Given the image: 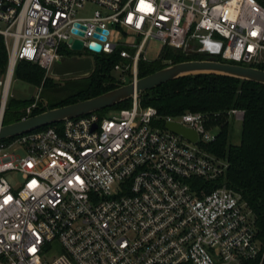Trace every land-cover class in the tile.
<instances>
[{
	"label": "built area",
	"instance_id": "built-area-1",
	"mask_svg": "<svg viewBox=\"0 0 264 264\" xmlns=\"http://www.w3.org/2000/svg\"><path fill=\"white\" fill-rule=\"evenodd\" d=\"M74 39L118 56L116 86L136 81L155 39V59L173 48L256 67L264 62V0H0L12 72L21 59L48 73ZM130 98L109 115L67 117L0 139V264H261L253 211L221 181L226 160L198 144L206 115L161 119L137 94ZM165 121L194 130L197 141ZM55 243L59 253L47 257Z\"/></svg>",
	"mask_w": 264,
	"mask_h": 264
},
{
	"label": "trees",
	"instance_id": "trees-1",
	"mask_svg": "<svg viewBox=\"0 0 264 264\" xmlns=\"http://www.w3.org/2000/svg\"><path fill=\"white\" fill-rule=\"evenodd\" d=\"M67 52L71 50L64 49ZM205 54L182 53L177 49L165 48L159 58L151 61L140 60L137 78L163 66L161 60L169 63L201 60ZM115 53H95L94 69L88 82L69 88L71 91L64 98L49 103L46 107L34 108L30 116L46 108L63 106L82 99L94 97L115 87L112 68L118 61ZM218 59V57L216 58ZM7 53L0 40V74L5 70ZM264 69V62L256 65ZM13 74L31 84L49 87L50 77H43L44 70L25 60H17ZM140 105H150L157 110L161 119L179 115L185 111H194L206 115L205 129L217 127V132L207 141L198 142L199 146L227 162L224 175L221 177L227 186L237 190L255 215L256 228L264 241V83L243 80L223 74L196 73L179 76L171 81L157 85L153 89L137 93ZM131 98H126L111 107L126 108ZM26 101H8L3 108L1 124L19 120L24 116L20 110ZM242 109L240 120V141L232 144L227 138V111ZM44 127V126H42ZM38 127V128H42ZM35 128V129H38ZM253 260L247 264H257ZM261 264H264V257Z\"/></svg>",
	"mask_w": 264,
	"mask_h": 264
},
{
	"label": "water",
	"instance_id": "water-1",
	"mask_svg": "<svg viewBox=\"0 0 264 264\" xmlns=\"http://www.w3.org/2000/svg\"><path fill=\"white\" fill-rule=\"evenodd\" d=\"M78 26V24L76 25ZM74 32L77 33L76 30ZM80 33V32H79ZM95 35V34H94ZM96 36V35H95ZM101 38V36H98ZM71 49L78 51L82 47L81 40H71ZM87 48L93 52L100 51V44L90 43ZM223 74L230 77H237L243 80H251L260 84L264 83V69L254 66H244L235 63H227L215 60L212 57L201 60L189 59L186 61L174 62L167 66L156 69L151 73L140 76L136 81H130L111 88L108 91L96 94L94 97L82 99L77 102L67 103L63 106L46 108L34 115L22 117L17 121L0 124V139L18 136L21 133L35 130V128L48 126L59 122L67 117H77L82 114L95 112L96 110L108 108L112 105L126 100L142 90L153 89L157 85L171 81L179 76L196 73ZM164 128L170 132L190 140L197 141V135L194 130L175 121H165Z\"/></svg>",
	"mask_w": 264,
	"mask_h": 264
},
{
	"label": "rangeland",
	"instance_id": "rangeland-1",
	"mask_svg": "<svg viewBox=\"0 0 264 264\" xmlns=\"http://www.w3.org/2000/svg\"><path fill=\"white\" fill-rule=\"evenodd\" d=\"M159 45L160 43L156 39L148 40V42L146 43L144 47V54L149 61L155 59L159 50ZM194 48L198 47L195 46ZM95 53L99 52H91L85 48H81L78 51L71 50L70 52L63 50V57L61 58V60L53 63L48 73H43V77H50V82L52 84L49 87H43L42 83L38 85L28 83L14 76L12 72L9 81L10 85L6 96V102L10 100L26 101L27 104L20 108L22 114L24 115L22 117H26L30 116V112L34 108L39 109L40 107H46L47 105H49V103H54L64 98L65 95L71 92L69 88L76 87L79 84L88 82L91 75L93 74L92 72L94 69ZM161 63L163 64L162 67L171 64L168 60H161ZM4 68L5 70L2 72V74H0V80H2L6 73V65ZM114 75V72H112L113 82L115 78ZM1 91L2 88L0 86V94ZM114 110L117 109L108 107L96 110V112L101 115H109ZM227 123L228 141L232 144L238 143L240 141V119H236L233 116H230L228 117ZM217 130V127H209L205 129V132L198 138L199 142L209 140L217 132ZM21 153L22 149H19L17 151V154ZM5 176L8 180L12 181V183H19L20 181V175H18L16 172H7L5 173ZM58 250V244L55 243L52 251L47 254V257L52 256V254L59 253Z\"/></svg>",
	"mask_w": 264,
	"mask_h": 264
},
{
	"label": "bare ground",
	"instance_id": "bare-ground-1",
	"mask_svg": "<svg viewBox=\"0 0 264 264\" xmlns=\"http://www.w3.org/2000/svg\"><path fill=\"white\" fill-rule=\"evenodd\" d=\"M8 70L6 72V78H5V81H4V87H3V90L1 92V96H0V99H1V102H0V110L3 111V108L5 106V103H6V96H7V92H8V89H9V80H10V77H11V74H12V68L11 66H8L7 67Z\"/></svg>",
	"mask_w": 264,
	"mask_h": 264
}]
</instances>
